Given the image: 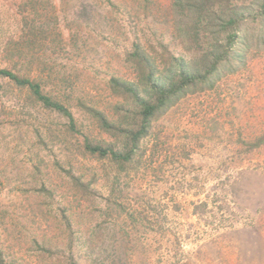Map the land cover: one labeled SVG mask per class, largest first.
Masks as SVG:
<instances>
[{
    "label": "rangeland",
    "instance_id": "1",
    "mask_svg": "<svg viewBox=\"0 0 264 264\" xmlns=\"http://www.w3.org/2000/svg\"><path fill=\"white\" fill-rule=\"evenodd\" d=\"M261 1L234 5L248 17ZM170 3L0 0V68L39 81L75 120L70 130L65 116L0 77L4 264H264V48L251 46L237 70L176 100L129 159L84 148L86 137L130 151L133 104L120 107L126 118L112 137L77 101L112 117L121 99L105 78H132L122 55L133 30L165 28ZM150 43L161 58L200 52L168 37Z\"/></svg>",
    "mask_w": 264,
    "mask_h": 264
},
{
    "label": "trees",
    "instance_id": "2",
    "mask_svg": "<svg viewBox=\"0 0 264 264\" xmlns=\"http://www.w3.org/2000/svg\"><path fill=\"white\" fill-rule=\"evenodd\" d=\"M236 1L239 0H171V10L162 14V19L168 22L165 28L150 26L147 21L148 25L134 29L130 47L122 55L132 78L112 73L104 81L110 96L121 99L110 103L112 117L92 103L77 101L79 108L112 137L118 134L116 123L126 118L121 115L120 107L133 104L136 115L133 127L126 133L130 151L118 153L100 143L92 144L86 137L84 148L99 157L108 153L113 160L118 157L124 161L129 159L138 141L147 135L151 122L176 100L187 93L210 89L225 72L237 70L243 65L244 53L251 46L264 48V0L259 11L248 17L242 16L240 12L245 8L236 7ZM166 37L176 39L185 50L199 48L198 56L186 59L173 53H167L163 58L153 55L150 42L160 45ZM201 42L204 48H200ZM0 77L7 78L18 87H26L44 107L65 116L70 130L75 129L71 111L44 93L39 81L20 76L8 68H0ZM71 178L80 184L78 178L73 175ZM0 264H4L1 259Z\"/></svg>",
    "mask_w": 264,
    "mask_h": 264
}]
</instances>
